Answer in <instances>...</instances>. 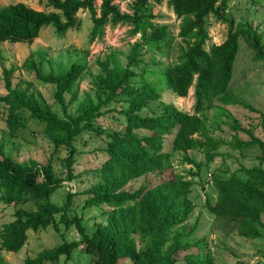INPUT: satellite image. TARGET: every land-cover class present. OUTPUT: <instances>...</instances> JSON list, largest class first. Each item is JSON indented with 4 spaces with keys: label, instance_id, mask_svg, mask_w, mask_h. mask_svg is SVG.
<instances>
[{
    "label": "trees",
    "instance_id": "1",
    "mask_svg": "<svg viewBox=\"0 0 264 264\" xmlns=\"http://www.w3.org/2000/svg\"><path fill=\"white\" fill-rule=\"evenodd\" d=\"M51 9L37 11L22 3L0 7V43L30 44L41 28L51 27L61 37L77 25L75 14L85 9L89 15L88 42L99 39L105 26L126 25L129 35H139L125 56L121 66L114 53L97 62L100 72L92 83L93 95L83 94L74 115L65 111L63 96L75 99L77 79L84 63H73L55 74H41L32 67L36 79L54 86L53 100L59 105L61 118L34 95L10 89L11 69L3 70L4 89L8 95L0 96L5 106V124L11 137H16L33 120L42 128L44 136L53 148H67L62 159L65 180L73 178V140L82 131L103 134L105 146L101 150L104 159L99 165V181L79 193L67 192L61 205L48 202V197L60 185L49 164L32 159L16 163L4 155L0 145V203L19 205L33 203L34 210L16 209L13 220L0 228V252H16L26 240L28 230L37 232L51 225L53 216L67 229L72 227L79 240L64 242L50 249L39 251L33 258L21 264L56 263L60 257L67 259L72 250L81 247L87 256V264H211L208 256L199 251V241L189 242V233L183 224L192 210L188 199L191 182L171 173L170 151L183 154L182 161L196 169L199 166L188 157L189 151L201 152L207 162L215 157L221 145L240 151L256 147L258 160L264 158V140L254 137L250 131L233 123L231 130L243 133L247 139L233 136L230 141L210 139L196 116L208 109L214 98H222L230 80L231 68L237 50V38L242 37L253 52L254 61L264 63V48L250 27L234 29L232 18L225 15L230 0H132L128 12L121 13L113 0H100L96 13L93 0H38ZM124 1V0H120ZM162 1L179 20L178 47L175 62L158 72L166 90L178 98H184L192 88L193 112L187 114L173 105L151 103L159 101L161 91L143 78L145 65L141 50L155 51L163 55L170 43L166 27L154 24L152 6ZM226 26L224 39L217 45L204 49L208 34L205 19ZM111 65V68H107ZM138 69L139 73L136 72ZM159 77L157 80H159ZM134 78H137L134 79ZM120 104L118 113L123 118L120 130L102 132L93 128L92 121L100 117L108 105ZM248 110L254 111L244 106ZM24 113L26 116H24ZM264 121V113L260 115ZM264 130V123L262 124ZM170 138L167 150L164 141ZM243 178L212 177L215 191L213 203L204 200L203 207L214 218L223 220L226 230H234L246 239H256L259 228H264L260 217L264 215V171L259 167L243 169ZM151 177L152 185H139L125 189L131 182ZM83 197L81 209L95 207L100 211L102 223L87 234L79 217H68L72 199ZM0 264H8L0 258ZM239 264V263H236Z\"/></svg>",
    "mask_w": 264,
    "mask_h": 264
},
{
    "label": "rangeland",
    "instance_id": "2",
    "mask_svg": "<svg viewBox=\"0 0 264 264\" xmlns=\"http://www.w3.org/2000/svg\"><path fill=\"white\" fill-rule=\"evenodd\" d=\"M132 0H113L121 13L128 12L127 5ZM22 3L37 11L50 12L44 2L38 0H0V7ZM100 0H93L96 13ZM152 15L156 18L154 24L166 27L171 39L168 46L162 49L163 55L155 51L141 50L142 62L146 66L143 78L153 83L161 91L159 101L151 103L154 108L160 104L173 105L177 110L192 114V88L184 98H178L165 89L158 72L151 74L150 69L160 70L159 65L168 66L175 62L178 47L182 46L177 37L179 20L175 18L170 8L162 1L152 6ZM225 15L232 18L234 29L250 27L260 39L264 48V0H230ZM77 25L67 30L61 37L57 36L51 27L41 28L38 36L30 44L7 42L0 43V96L8 95L3 84V70L11 69L10 89L21 91L26 95L37 96L57 117L61 118V110L53 100L54 86L36 79L32 67L41 74H55L67 69L73 63H84V69L77 79L75 99L70 101L68 94L63 96L65 111L74 115L77 105L82 101L83 94L93 95L92 83L100 72L97 62L104 60L110 53H114L118 63L124 66L125 56L139 35L130 36L126 25L105 26L99 39L88 42L87 34L90 29L88 12L85 9L75 14ZM208 40L206 50L210 44L217 45L225 37L226 26L213 20L211 16L205 19ZM160 63L156 65L154 63ZM111 68V65H107ZM136 72L139 73L138 69ZM159 77V80L157 78ZM137 80V78H134ZM246 107L254 111L248 110ZM103 114L92 121L93 128L99 127L102 132L120 130L123 127V118L118 113L120 104L110 103ZM264 113V63L253 60V52L242 37L237 38V50L233 60L230 80L222 98H214L208 109L202 110L198 116L205 136L210 139H219L224 142L233 136L247 139L243 133L231 130L232 124L237 123L242 129L250 131L261 141L264 140V121L260 115ZM6 109L0 103V145L4 155L19 163L32 159L40 164H49L53 175L61 181L59 187L49 195L48 202L59 206L63 203L67 192L79 193L90 185L99 181L96 171L104 159L102 149L105 146V137L93 131H82L72 142L74 148L72 173L70 181L65 180V170L62 159L67 155V148H53L42 132V128L30 120L16 137H11L5 124ZM24 116L26 114L24 113ZM170 138L164 141V150L168 148ZM259 152L256 147L240 151L230 150L227 145H221L215 151V157L207 162L201 152L189 151L186 153L193 163L199 166L196 169L182 161L183 154L170 151L169 163L171 173L191 182L188 199L192 210L183 224L189 233V242L199 241L200 254L208 256L211 264H264V228H259V238L246 239L239 236L234 230H226L223 220L214 218L203 207L204 200L213 203L215 191L211 185L212 177L227 178L235 176L243 178V169L259 167L264 171V158L257 159ZM209 179L208 180V177ZM152 185L151 177L131 182L125 189H136L139 185ZM1 192V191H0ZM83 197L79 194L72 199L68 217H79L85 232L90 234L94 227L102 223L99 209L92 207L81 209ZM16 209L24 211L34 210L33 203L19 205H4L0 203V228L11 222ZM264 224V215L260 217ZM79 240L72 227L65 229L58 222V215L53 216L51 225L44 230L26 232L23 246L16 252H0V258L8 264H21L25 259L33 258L39 251L50 249L62 241L68 243ZM46 264H87V256L81 247L72 250L67 259L60 257L56 263ZM121 264H130L128 261ZM175 264H184L179 260Z\"/></svg>",
    "mask_w": 264,
    "mask_h": 264
},
{
    "label": "built area",
    "instance_id": "3",
    "mask_svg": "<svg viewBox=\"0 0 264 264\" xmlns=\"http://www.w3.org/2000/svg\"><path fill=\"white\" fill-rule=\"evenodd\" d=\"M207 177H208V180H210V179H209V176H207Z\"/></svg>",
    "mask_w": 264,
    "mask_h": 264
}]
</instances>
